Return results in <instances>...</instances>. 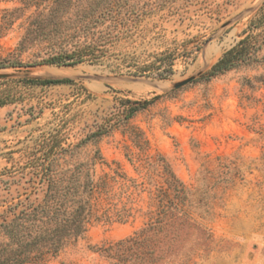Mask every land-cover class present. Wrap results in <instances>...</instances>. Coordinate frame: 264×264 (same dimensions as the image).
<instances>
[{
  "label": "rangeland",
  "instance_id": "obj_1",
  "mask_svg": "<svg viewBox=\"0 0 264 264\" xmlns=\"http://www.w3.org/2000/svg\"><path fill=\"white\" fill-rule=\"evenodd\" d=\"M130 3L142 12L100 61L57 65L39 63L41 45H19L35 6L8 18L23 0H0V212L31 192L43 153L63 147L56 162L94 182L124 177L94 191L83 237L40 264H113L97 247L155 215L168 170L194 224L154 264H264V62L206 76L264 0ZM126 100L151 102L124 120Z\"/></svg>",
  "mask_w": 264,
  "mask_h": 264
},
{
  "label": "trees",
  "instance_id": "obj_2",
  "mask_svg": "<svg viewBox=\"0 0 264 264\" xmlns=\"http://www.w3.org/2000/svg\"><path fill=\"white\" fill-rule=\"evenodd\" d=\"M28 6L35 9L28 17L19 45H41L45 55L39 63L57 65L100 61L121 34L128 31L132 15L142 12L130 0H23V7L5 11L4 15L15 18ZM261 62L264 5L250 20L244 36L212 64L206 76ZM163 71L166 69L155 73L161 76ZM69 81L36 80L46 84ZM126 102L129 105L123 109L124 120L151 101ZM64 151L68 149L50 146L43 159L32 167L31 192L0 212V264H40L82 238L94 191L103 193L116 176L124 177L115 171L114 175L104 174L94 182L88 170L56 162L55 157ZM164 174L165 186L158 190L155 215L130 235L97 247L113 264H154L173 251L184 238L182 233H189L194 223L187 211L188 191L170 170Z\"/></svg>",
  "mask_w": 264,
  "mask_h": 264
},
{
  "label": "water",
  "instance_id": "obj_3",
  "mask_svg": "<svg viewBox=\"0 0 264 264\" xmlns=\"http://www.w3.org/2000/svg\"><path fill=\"white\" fill-rule=\"evenodd\" d=\"M190 80H191V78L184 79V80H182V81L176 83L175 86H176V87L182 86L183 84L189 82Z\"/></svg>",
  "mask_w": 264,
  "mask_h": 264
}]
</instances>
